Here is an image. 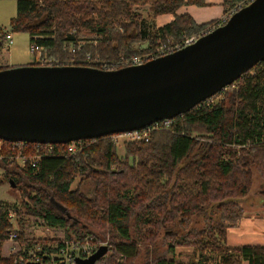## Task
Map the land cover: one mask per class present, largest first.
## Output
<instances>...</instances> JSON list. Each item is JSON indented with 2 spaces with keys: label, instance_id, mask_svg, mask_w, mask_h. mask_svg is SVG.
I'll return each mask as SVG.
<instances>
[{
  "label": "trees",
  "instance_id": "obj_1",
  "mask_svg": "<svg viewBox=\"0 0 264 264\" xmlns=\"http://www.w3.org/2000/svg\"><path fill=\"white\" fill-rule=\"evenodd\" d=\"M245 1L224 0L225 14L236 12ZM15 3L10 31L26 33L30 45L41 48L40 56L56 60L59 66L88 67L89 57L110 67L154 53L160 44L170 47L169 43L182 35H203L219 27L215 20L197 24L189 15L176 14L185 4L203 6V0ZM139 5H148L153 19L164 14L174 18L151 32L132 9ZM82 28L94 38L81 40ZM7 35L0 28V48ZM91 67L101 70V65ZM9 68L0 67V71ZM193 133L206 136L196 138ZM0 142V155L4 157L0 165L19 169L30 183L27 198L31 204L24 202V213L48 227L64 229L68 239L74 236L80 242H97L88 227L108 236L109 255L96 264H133L141 246L154 244L160 235L169 257L161 255L148 264H183L176 260V249L188 248L197 253V260L190 264H207L210 260L214 264H264V246L226 245L227 230L243 216L241 202L249 192L252 168L258 171L264 186V61L227 86L217 102L203 101L172 118L169 129L153 130L147 142L125 144L124 158L117 155L110 136L52 144L50 148ZM69 145L77 151L69 153ZM7 156L39 159L20 166L16 160L7 161ZM76 176L80 183L90 180L95 184L91 198L79 189L71 190ZM9 182L18 184V177H9ZM262 195L264 206V190ZM52 201L59 203L60 209ZM134 210L139 214L132 230ZM13 213L18 219L22 214L19 209ZM11 215L0 201V249L14 232ZM15 233L21 240V233ZM50 242L51 246L42 247L48 253L62 244L59 240ZM32 249L33 245L27 244L25 251L8 258L0 252V264H14Z\"/></svg>",
  "mask_w": 264,
  "mask_h": 264
},
{
  "label": "water",
  "instance_id": "obj_2",
  "mask_svg": "<svg viewBox=\"0 0 264 264\" xmlns=\"http://www.w3.org/2000/svg\"><path fill=\"white\" fill-rule=\"evenodd\" d=\"M263 61L264 0H254L192 45L141 65L1 70L0 139L66 144L143 129L188 112ZM106 253L100 246L75 262L96 264Z\"/></svg>",
  "mask_w": 264,
  "mask_h": 264
},
{
  "label": "rangeland",
  "instance_id": "obj_3",
  "mask_svg": "<svg viewBox=\"0 0 264 264\" xmlns=\"http://www.w3.org/2000/svg\"><path fill=\"white\" fill-rule=\"evenodd\" d=\"M132 9L134 12L139 13L141 15L145 27L149 29L151 32L153 31V29L157 27L155 19H153L150 15L151 13L148 5H139L135 7L133 6ZM15 16H16L15 0H0V28L4 32H7L9 35L12 36V42H13L12 45L6 46L7 45L6 44L7 41H6L4 46L0 48V63L1 64L3 63L8 66H17V65L19 66V65L35 63L38 58V54L36 53L34 55L31 52L29 36L23 32L13 33L10 31L9 21ZM94 16L96 17V15ZM80 32H81L80 39L83 41L85 39L94 38V35L86 31L85 28H82ZM179 40L171 41L169 45L170 46L175 45L179 42ZM141 46L144 48L146 44H142ZM47 61L53 64H58V62L54 59H47ZM121 62L112 65V67L119 66ZM68 63L69 62H67V64ZM232 91L233 90H228L227 93H231ZM220 99H222V96L218 97V100ZM227 101L228 100L226 99V103ZM237 102L238 100L235 102L234 106H237L236 105ZM234 106L232 108H234ZM192 136L196 138H200L201 136H206V135L205 133H202L201 135L197 136L195 135V133H193ZM128 142L130 141L118 139L117 142L114 143L116 147L117 155L120 158H124L125 144H127ZM16 163L20 164V161H17ZM11 176L18 177L19 183L18 184H14L12 182L10 183L9 177ZM29 185L30 183L26 180L25 175L19 169L13 166L7 167L0 165V201L6 204V206L10 209V212L12 213L10 218V223L13 227L14 232H20L22 236L21 240L11 242L9 241V239H7L2 243L0 252L3 258H8L12 254H17L18 252L25 251V247L27 246V244H32L33 245L32 250L34 251L42 248L43 246H51L52 243L50 241L52 240L54 241L70 240L66 238V233L64 229L48 227L33 215L24 213V207H23L24 202L25 203L29 202L31 204V202L27 198V194L31 191ZM94 187L95 184L90 180L80 183L77 176L75 177L73 183L71 184V190L79 189V191L82 194L90 198L93 196ZM263 190H264L263 179L259 175L258 171L252 168L249 192L247 197H245L241 202V207L243 209V216L252 215L255 214L256 212L264 216V206L263 203H261L260 201L261 198L263 197L262 195ZM52 203L54 204V206L60 209L59 203L57 202L54 203V201H52ZM15 209H19L20 213H22L19 219L13 213ZM138 214H139L138 210L137 211L134 210L131 213L130 222H131L132 230H134L135 220H137L136 218ZM243 216L240 218V220L243 218ZM19 220H21V224L19 223ZM239 221L237 222V224L239 223ZM108 229H109L108 226L105 227V231ZM88 230L91 231L96 236L97 239V242H92V243L88 242L89 246L93 248L95 247L97 250L100 246L109 245L108 236L104 237L103 234L100 233L101 231L94 230L91 227H88ZM152 230L153 229H151V231ZM170 230H174V226L170 227ZM160 234H162V232ZM70 238L75 239L74 236ZM161 238L162 235H160V237L154 242V244L146 243L145 246H141L140 255L135 259L133 264H148L152 259L161 255H165L166 257H169L167 248L164 242L161 241ZM12 247L14 248V250H11ZM176 253H177L176 260L183 264H190L191 262L197 260V253L191 248L176 249ZM106 255H109V253L107 252ZM207 264H214V261L210 260L208 261Z\"/></svg>",
  "mask_w": 264,
  "mask_h": 264
},
{
  "label": "built area",
  "instance_id": "obj_4",
  "mask_svg": "<svg viewBox=\"0 0 264 264\" xmlns=\"http://www.w3.org/2000/svg\"><path fill=\"white\" fill-rule=\"evenodd\" d=\"M252 1L254 0H246L245 2L239 4L237 8L238 9L243 8L244 6L250 4ZM233 12L234 11L224 14L219 20H217V22L219 23L218 26L224 25L228 21L230 16L233 14ZM203 35H200V34L191 35V36L182 35L179 42L175 45H171L170 47H167L166 45L160 44L154 53L146 54L143 57H133L128 60H123L120 63V65L122 66L120 68L141 65L151 60H154L156 58H160V57L172 54L189 45H192ZM6 39H7L6 46L12 45L13 42H12L11 36L7 35ZM30 50L34 55L36 53L38 54V58L36 62L33 63L34 66H40V67L59 66L57 64L50 63L46 59L42 58L40 56V53L42 50L40 47L36 46L35 44L30 45ZM70 52H74V49L71 48ZM86 64L89 65L88 67H91L93 65H101L100 69L104 71L116 70L118 68V66L108 67L106 65L99 63V61L97 60L92 61L90 60L89 57L86 58ZM223 91L224 90H221L219 93H217L216 95L206 100L212 103L217 102L218 97L222 96ZM171 124H172V119H163L158 122H155L149 127L139 129V130H134L131 132L114 134V135H111L110 137L113 143H116L118 139L127 140L130 142H141V141L147 142L149 141L150 134L153 130H158V129L167 130L170 128ZM19 143L23 146L26 145V142H19ZM36 145L39 146L41 144H36ZM44 145L47 148H50L52 146V144H44ZM0 146H1V142H0ZM67 150L69 153L73 154L75 151H77V148L73 145H69ZM0 159H4V157L0 156ZM6 159L8 161H13V160L20 161L19 165L24 166L26 162L37 161L39 157L35 156L31 158L30 160H28L26 157L7 156ZM8 239L11 242L17 241V234L15 232L11 233ZM11 250H14V248L12 247ZM95 250L96 248L89 246L88 242L83 243L75 239H70L67 241H62L61 245L55 246L54 250L50 251L49 253L47 252L48 250H43L42 248L34 250V251L29 250L26 252L25 256H20L18 259H16L14 261V264H26L27 262H36V263H41V264H76L75 262L76 258L85 259L89 257L91 254H93ZM12 255H16V254H12Z\"/></svg>",
  "mask_w": 264,
  "mask_h": 264
},
{
  "label": "crops",
  "instance_id": "obj_5",
  "mask_svg": "<svg viewBox=\"0 0 264 264\" xmlns=\"http://www.w3.org/2000/svg\"><path fill=\"white\" fill-rule=\"evenodd\" d=\"M203 1V6L185 4L176 11V14L189 15L197 24H205L214 20L217 21L225 14L226 7L224 6V0ZM173 18L171 14L157 16L155 18L157 27L170 23ZM29 65H33V63L19 66H8L0 63V67L11 68ZM226 245L229 247L243 245L264 246V216L258 212L252 215H244L236 226L227 230Z\"/></svg>",
  "mask_w": 264,
  "mask_h": 264
},
{
  "label": "flooded vegetation",
  "instance_id": "obj_6",
  "mask_svg": "<svg viewBox=\"0 0 264 264\" xmlns=\"http://www.w3.org/2000/svg\"><path fill=\"white\" fill-rule=\"evenodd\" d=\"M80 140H90V139H80Z\"/></svg>",
  "mask_w": 264,
  "mask_h": 264
}]
</instances>
